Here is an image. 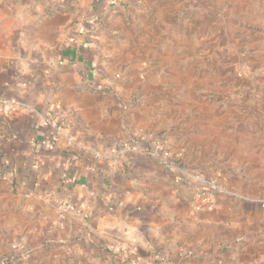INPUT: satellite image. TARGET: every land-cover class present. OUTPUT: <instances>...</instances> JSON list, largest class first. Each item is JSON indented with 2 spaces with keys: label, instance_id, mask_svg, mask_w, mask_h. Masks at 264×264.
<instances>
[{
  "label": "crops",
  "instance_id": "1",
  "mask_svg": "<svg viewBox=\"0 0 264 264\" xmlns=\"http://www.w3.org/2000/svg\"><path fill=\"white\" fill-rule=\"evenodd\" d=\"M0 98V264H264V0H0Z\"/></svg>",
  "mask_w": 264,
  "mask_h": 264
},
{
  "label": "built area",
  "instance_id": "2",
  "mask_svg": "<svg viewBox=\"0 0 264 264\" xmlns=\"http://www.w3.org/2000/svg\"><path fill=\"white\" fill-rule=\"evenodd\" d=\"M16 107H17V102L15 100H8V99L0 98V108H2L5 113H9V112L16 110ZM123 147L124 149L131 150V151L138 149L137 145L135 144L133 145L132 143H129V142H125L123 144ZM97 155L101 156L102 154L98 153ZM166 155L170 156L171 153L166 152ZM56 204L59 210V215L61 217H65L67 214H69L72 211V206L67 202L58 200L56 201Z\"/></svg>",
  "mask_w": 264,
  "mask_h": 264
}]
</instances>
